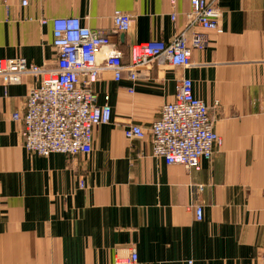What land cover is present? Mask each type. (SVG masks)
<instances>
[{
	"label": "crops",
	"instance_id": "obj_1",
	"mask_svg": "<svg viewBox=\"0 0 264 264\" xmlns=\"http://www.w3.org/2000/svg\"><path fill=\"white\" fill-rule=\"evenodd\" d=\"M218 7L222 33H208L206 48L192 52L193 66H155L136 82L100 74L93 90L111 118L93 130L88 155L25 151L22 124L11 115L24 112L36 83H0V264H113L115 251L128 248L137 264H264V0H219ZM115 12L133 20L113 38L125 66L133 45L201 31L187 20L189 0L174 7L169 0H42L26 8L0 0V59L53 67L51 20L78 18L107 30ZM182 78L208 107L220 139L198 171L151 156L149 128ZM129 124L145 137L127 140ZM192 205L201 206L200 221Z\"/></svg>",
	"mask_w": 264,
	"mask_h": 264
},
{
	"label": "built area",
	"instance_id": "obj_2",
	"mask_svg": "<svg viewBox=\"0 0 264 264\" xmlns=\"http://www.w3.org/2000/svg\"><path fill=\"white\" fill-rule=\"evenodd\" d=\"M42 0H18L22 8ZM174 7L176 0H169ZM190 26L201 31L180 32L170 42L149 41L130 48V64L122 62L123 53L113 38L130 31L132 17L115 12L111 28L93 30L78 18H57L52 26V48L56 53L53 67L28 63L25 59H0V83L4 87L18 85L26 77L34 85L28 92L24 112H15L12 120L21 122L20 137L25 151L41 157L61 154L74 157L92 151L93 130L109 124L111 109L97 105L93 85L103 72L118 82L126 74L128 80L148 78L155 66L187 69L193 66L192 52L203 50L208 33H222L219 0H189ZM174 20L175 17L172 16ZM46 24V20H41ZM151 156L167 166L200 170L201 162H209L220 139L214 132L208 107L192 93V83L182 78L174 100L163 105L158 118L149 128ZM127 140L143 139V128L129 124L123 131ZM83 184H80L82 187ZM201 187L196 188L199 193ZM195 220L202 219V208L192 205ZM134 248L116 250L113 264H137ZM186 264H193L192 261Z\"/></svg>",
	"mask_w": 264,
	"mask_h": 264
}]
</instances>
